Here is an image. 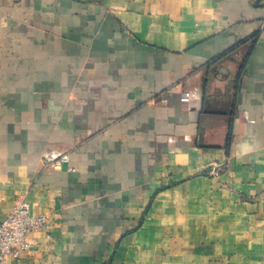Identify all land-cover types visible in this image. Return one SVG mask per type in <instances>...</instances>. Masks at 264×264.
Here are the masks:
<instances>
[{
    "label": "crops",
    "instance_id": "0c3cea01",
    "mask_svg": "<svg viewBox=\"0 0 264 264\" xmlns=\"http://www.w3.org/2000/svg\"><path fill=\"white\" fill-rule=\"evenodd\" d=\"M22 196L19 264H264V0H0V219Z\"/></svg>",
    "mask_w": 264,
    "mask_h": 264
},
{
    "label": "built area",
    "instance_id": "2783aa9c",
    "mask_svg": "<svg viewBox=\"0 0 264 264\" xmlns=\"http://www.w3.org/2000/svg\"><path fill=\"white\" fill-rule=\"evenodd\" d=\"M193 95L191 92H184L185 98ZM67 160L68 155L64 154L47 166L61 169L63 162ZM225 168V163H213L209 166L208 172L213 176H219ZM48 224V214L33 213L26 197H20L7 216L0 219V264H19L33 248L29 234L46 228Z\"/></svg>",
    "mask_w": 264,
    "mask_h": 264
}]
</instances>
